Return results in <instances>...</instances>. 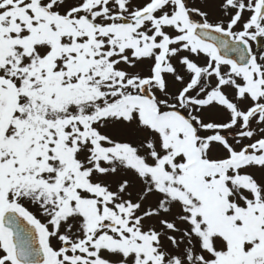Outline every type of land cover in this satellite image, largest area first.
I'll return each instance as SVG.
<instances>
[{"label": "snow or ice", "instance_id": "6c2138e0", "mask_svg": "<svg viewBox=\"0 0 264 264\" xmlns=\"http://www.w3.org/2000/svg\"><path fill=\"white\" fill-rule=\"evenodd\" d=\"M0 264H264V0H0Z\"/></svg>", "mask_w": 264, "mask_h": 264}]
</instances>
